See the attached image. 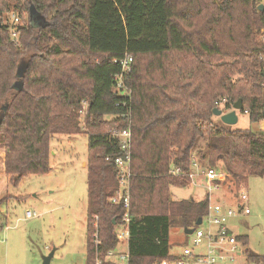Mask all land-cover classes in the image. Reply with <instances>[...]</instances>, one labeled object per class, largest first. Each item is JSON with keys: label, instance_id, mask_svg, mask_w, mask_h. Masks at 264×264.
<instances>
[{"label": "trees", "instance_id": "1", "mask_svg": "<svg viewBox=\"0 0 264 264\" xmlns=\"http://www.w3.org/2000/svg\"><path fill=\"white\" fill-rule=\"evenodd\" d=\"M262 2L0 0L5 174L15 184L47 174L56 135H88L87 264H96L97 254L102 264H115L106 253L118 246L115 231L126 211L122 203L110 202L120 188L115 158L123 153L115 133L129 118L133 264L171 257L173 229L195 227L206 215L205 194L176 199L173 193V187L190 185L195 154L207 160L205 168H221L224 181L241 189L250 177H264V131L232 128L213 113L230 111L242 99L240 112L251 122L264 121ZM33 10L44 18L42 26H33ZM15 11L17 40L7 21ZM128 55L131 69L123 72L120 61ZM122 74L127 93L118 88ZM18 82L20 90L14 87ZM221 98L229 100L224 107L216 105ZM5 101L7 111L1 108ZM84 102L89 112L82 131ZM174 166L182 175L170 173ZM238 239L247 243L244 235ZM246 256L264 264V255L247 250Z\"/></svg>", "mask_w": 264, "mask_h": 264}, {"label": "rangeland", "instance_id": "2", "mask_svg": "<svg viewBox=\"0 0 264 264\" xmlns=\"http://www.w3.org/2000/svg\"><path fill=\"white\" fill-rule=\"evenodd\" d=\"M7 21L12 24L11 14ZM29 55L22 58L21 66ZM3 103L1 108L7 111L4 108L8 109V101ZM238 115L239 120L232 128L264 131V121L251 122L247 114L238 112ZM105 118L112 120L113 116L106 115ZM215 119L220 122V117L215 115ZM85 122L86 115L80 114L82 131ZM199 143H204L203 139ZM51 147L52 170L47 174L29 175L15 184L8 181L0 165V264H43V256L53 249L51 264H87L88 135L59 134L52 139ZM195 158L200 167L197 170L195 166V173H198L208 164L207 160L203 162L198 158V154ZM222 183L219 194L233 199L235 206L234 195L241 188L229 181L223 180ZM245 187L248 203L244 211L238 209L237 217L232 219V229L238 235L246 236L247 243L239 240L241 254H237L236 260L230 264H259L247 260V250L264 255V177H250ZM173 193L176 199H185L201 196L203 189L193 185L173 187ZM28 209L38 211L40 216L27 218ZM187 240L184 229H173L171 252L180 251Z\"/></svg>", "mask_w": 264, "mask_h": 264}, {"label": "built area", "instance_id": "3", "mask_svg": "<svg viewBox=\"0 0 264 264\" xmlns=\"http://www.w3.org/2000/svg\"><path fill=\"white\" fill-rule=\"evenodd\" d=\"M11 17V38L17 40V24L20 22V17L15 12L11 13ZM132 62L133 58L129 55L120 61L123 72L130 71ZM117 79L118 88H123L124 93H127L128 88L124 84L123 74L117 77ZM228 101L227 98H221L216 101V105L224 107ZM88 112V104L84 102L80 114L87 115ZM129 116L130 114L127 117ZM127 121V127L115 133L119 138L123 153L115 158L120 188L116 192V195L110 198V202L122 203L126 209L123 219L117 225L115 231L118 246L115 249L108 250L106 253V259L111 260L115 264H133L130 250L132 121L130 118ZM195 166L197 170L200 169L197 161L195 162ZM170 173L182 175L181 169L175 166L170 170ZM189 177L190 185L202 187L203 194L208 198V211L202 217V223L193 227L194 232L188 235V240L180 251L172 252L171 257L158 260L154 264H230L236 260L237 254H241L238 247L239 235L232 229V219L237 217L238 209L244 211L249 199L248 191L246 189L237 191L236 195H234L236 197H234L236 202L234 206L232 204L233 199L225 198L219 194V187H221L225 178V173L221 168H205L198 173L192 171ZM26 216L27 218L39 217L40 213L36 210L28 209ZM95 226L98 228L97 222ZM93 236L94 242L98 244V229H96ZM189 237H192V239L190 240ZM102 263L103 259L97 254L96 264Z\"/></svg>", "mask_w": 264, "mask_h": 264}, {"label": "water", "instance_id": "4", "mask_svg": "<svg viewBox=\"0 0 264 264\" xmlns=\"http://www.w3.org/2000/svg\"><path fill=\"white\" fill-rule=\"evenodd\" d=\"M259 9L263 10L264 9V4L259 5ZM31 21L33 23L34 27H39L42 26L44 23V19L40 17V15L35 12L34 10L31 12ZM1 25V23H0ZM21 65L19 66V70L17 73V77H21ZM15 89L20 90L21 89V84H15L14 85ZM7 110V108H4ZM243 109V101L242 99H239L233 106V109L230 111L224 112L222 109L215 108L213 110L214 115L220 117L223 123L227 125H235L238 120H239V115L238 112H240ZM202 223V217H199L198 220L196 221V225H200ZM194 232V228L192 227H186L184 228V233L187 235H190ZM55 250H52L49 254L43 256V264H51V259L54 255Z\"/></svg>", "mask_w": 264, "mask_h": 264}, {"label": "crops", "instance_id": "5", "mask_svg": "<svg viewBox=\"0 0 264 264\" xmlns=\"http://www.w3.org/2000/svg\"><path fill=\"white\" fill-rule=\"evenodd\" d=\"M262 130H264V129H262ZM4 162H5V150L2 149L1 152H0V165H1V170L5 173ZM2 164H3V166H2Z\"/></svg>", "mask_w": 264, "mask_h": 264}]
</instances>
